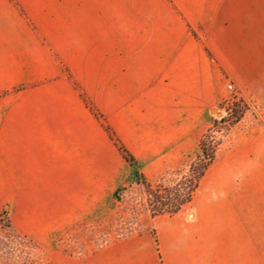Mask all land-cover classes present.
Segmentation results:
<instances>
[{"label": "crops", "instance_id": "crops-1", "mask_svg": "<svg viewBox=\"0 0 264 264\" xmlns=\"http://www.w3.org/2000/svg\"><path fill=\"white\" fill-rule=\"evenodd\" d=\"M8 3L33 32L54 35L102 120L62 113L6 123L0 136V193L13 225L52 246L47 264H264V116L236 126L185 209L88 252L63 244L104 216L129 177L120 147L155 176L196 149L225 79L264 98V0Z\"/></svg>", "mask_w": 264, "mask_h": 264}, {"label": "rangeland", "instance_id": "rangeland-1", "mask_svg": "<svg viewBox=\"0 0 264 264\" xmlns=\"http://www.w3.org/2000/svg\"><path fill=\"white\" fill-rule=\"evenodd\" d=\"M223 86V97L212 111L210 127L226 117L227 107L232 101L240 98L247 106L238 121L222 122V130L214 136L216 142L220 141L215 157L226 145L233 143L236 126L255 127L262 123L264 116V98L255 91L247 97L242 96L230 78L224 80ZM85 91L86 83L75 80L70 67L57 58L54 35L33 32L20 9L14 8L8 0H0V136L6 137L7 132H12L6 130V123L54 121L62 113L64 120L102 121L94 112ZM209 128L199 141L207 147L216 145L209 138ZM199 144L194 151L167 165L159 174L146 178L154 189L157 183L164 185L151 195L141 184L132 181L130 169L129 177L115 190H121L118 197L114 196L115 192L112 194L110 207L104 216L84 227L79 235L69 233L63 241L65 248L77 254L88 252L114 239L141 232L148 221L169 216L165 212L153 214L152 211L173 203L172 186L188 173L190 165L198 162ZM199 192L197 187L192 199ZM216 196L213 190H209L208 198ZM10 218L5 194L0 193V264L49 263L52 246L23 234Z\"/></svg>", "mask_w": 264, "mask_h": 264}, {"label": "trees", "instance_id": "trees-1", "mask_svg": "<svg viewBox=\"0 0 264 264\" xmlns=\"http://www.w3.org/2000/svg\"><path fill=\"white\" fill-rule=\"evenodd\" d=\"M246 106L247 105H245L243 100L240 98L238 100L232 101V103L227 107L226 117L223 118L221 122L238 121L243 116ZM199 148L201 150V153L199 155L198 162L194 165H190L188 173L181 177L178 181H176L172 186L171 190L174 191V198L171 199V201L173 200V203L170 202L169 204H164L163 207H160L157 211L153 210V214H161L165 212L172 215L178 212L182 208V206L191 202L200 179L202 178L206 170L212 165L215 159L217 144L207 147V145L202 141L199 144ZM120 150L122 151L124 158L130 165L132 175L131 179L134 183L138 185L141 184L144 188L149 190L150 195L152 194V192L155 193L158 190L162 189V187L164 186L162 185L163 183H157L154 189L150 182H148L144 175L140 172V169L134 162L133 157L123 147H120ZM120 191L121 190H117L115 192L114 196L116 198L118 197ZM6 226L9 227L8 225Z\"/></svg>", "mask_w": 264, "mask_h": 264}, {"label": "built area", "instance_id": "built-area-1", "mask_svg": "<svg viewBox=\"0 0 264 264\" xmlns=\"http://www.w3.org/2000/svg\"><path fill=\"white\" fill-rule=\"evenodd\" d=\"M229 87H232V86L230 85ZM221 120H219L220 122H218L216 125H213L212 127H210L211 129L209 128V132H208L210 140L214 144H217V148L220 145V141L216 142L215 139H214V136H216V134H218L222 130V127H223L224 123H222Z\"/></svg>", "mask_w": 264, "mask_h": 264}]
</instances>
